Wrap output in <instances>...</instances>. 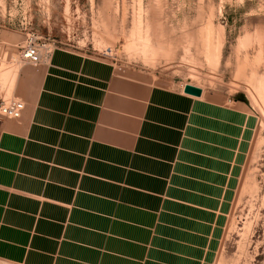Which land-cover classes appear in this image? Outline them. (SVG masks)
<instances>
[{
	"label": "crops",
	"instance_id": "crops-1",
	"mask_svg": "<svg viewBox=\"0 0 264 264\" xmlns=\"http://www.w3.org/2000/svg\"><path fill=\"white\" fill-rule=\"evenodd\" d=\"M75 55L93 60L56 50L0 133L2 229L67 264H202L250 114Z\"/></svg>",
	"mask_w": 264,
	"mask_h": 264
},
{
	"label": "rangeland",
	"instance_id": "rangeland-1",
	"mask_svg": "<svg viewBox=\"0 0 264 264\" xmlns=\"http://www.w3.org/2000/svg\"><path fill=\"white\" fill-rule=\"evenodd\" d=\"M32 36L45 44L37 63L22 53ZM56 50L245 108L251 121L244 159L222 185L201 259L264 264V0H0V104L33 101ZM100 76L90 74L99 90ZM9 119L0 115V133ZM3 220L0 212V264H67L43 256L42 247L28 249L21 233L2 229Z\"/></svg>",
	"mask_w": 264,
	"mask_h": 264
},
{
	"label": "built area",
	"instance_id": "built-area-1",
	"mask_svg": "<svg viewBox=\"0 0 264 264\" xmlns=\"http://www.w3.org/2000/svg\"><path fill=\"white\" fill-rule=\"evenodd\" d=\"M37 37H29L26 44L22 50L24 58L29 63H37L41 61L42 49L45 46L44 43L37 42ZM25 107L24 101L20 99H12L7 102H2L0 104V115L6 118H15L23 111Z\"/></svg>",
	"mask_w": 264,
	"mask_h": 264
},
{
	"label": "bare ground",
	"instance_id": "bare-ground-1",
	"mask_svg": "<svg viewBox=\"0 0 264 264\" xmlns=\"http://www.w3.org/2000/svg\"><path fill=\"white\" fill-rule=\"evenodd\" d=\"M259 95H260V97L261 98H263L264 99V79H263V81L259 84ZM258 93V92H257ZM259 97V96H258ZM259 100H261L260 98H258ZM260 103V102H259ZM260 105H262V104H260ZM260 108V106L258 107V109ZM262 109V108H261ZM263 111V110H262ZM262 111H261V113H262Z\"/></svg>",
	"mask_w": 264,
	"mask_h": 264
}]
</instances>
